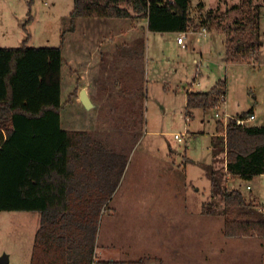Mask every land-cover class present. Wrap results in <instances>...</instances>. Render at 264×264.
Returning <instances> with one entry per match:
<instances>
[{
    "label": "rangeland",
    "instance_id": "374dc122",
    "mask_svg": "<svg viewBox=\"0 0 264 264\" xmlns=\"http://www.w3.org/2000/svg\"><path fill=\"white\" fill-rule=\"evenodd\" d=\"M30 1L0 0V47H18L26 38L28 47H60L64 57L61 128L92 132L116 156L112 180H118V185L100 214V235L94 245L100 254L97 257L142 260L143 264H264V237L224 236L223 202L210 193L204 169L212 161L214 169L225 171V155L211 157L208 135L217 120L216 113L221 117L220 111L225 107L222 104V108L218 105L207 111L196 108L191 119L185 117L184 110L185 89L191 84L194 91L206 90L223 79L231 109L247 111L253 107L256 118L247 125H264V0H253V4L263 6L257 57L226 64L222 60L225 35L213 26L205 25L212 29L206 41L200 40L199 35H188L183 47L176 44V37L172 42V34L146 33L137 43L139 53L138 47L134 50L136 42H132V49L121 46L116 50L123 66L120 71L113 67L109 80L111 84L124 79L129 82L121 84L119 97L109 95L107 99L102 67L106 57L80 63L82 59L74 54V49L86 44L84 50L94 51L102 35L112 36L123 30L116 25L117 20H72L73 0ZM202 1L206 9L218 3ZM225 3L218 13L240 0ZM201 11L193 9V23L199 24V17L203 18L209 10ZM239 14V10H231L226 23L239 18ZM70 37L73 51H68L77 61L72 68L67 64L66 52ZM87 64L91 65V78L90 88L86 89L88 81L83 82L82 77ZM130 85L134 92L128 95ZM86 91L95 107L85 103ZM70 97L74 99L72 103ZM230 119L233 118L224 119L223 125ZM175 134L182 135V140L177 141ZM224 186L239 190L248 201L254 199L255 205H264V175L250 181L232 177L224 180ZM210 203L214 212L204 213L203 205ZM39 220L38 212H0V257L8 255L9 264H29ZM179 253L186 255L179 259Z\"/></svg>",
    "mask_w": 264,
    "mask_h": 264
},
{
    "label": "trees",
    "instance_id": "16d2710c",
    "mask_svg": "<svg viewBox=\"0 0 264 264\" xmlns=\"http://www.w3.org/2000/svg\"><path fill=\"white\" fill-rule=\"evenodd\" d=\"M189 7L190 0H73L70 17L135 16L147 20L150 32L183 33L191 25ZM262 7L240 0L201 18L202 26L225 35L227 62L257 57ZM231 10H239L240 17L226 23ZM27 41L0 47V212L39 213L29 264H91L100 214L118 185L112 180L116 156L92 132L61 128L62 49L28 47ZM225 92V80L206 92L188 91L186 108L214 109ZM250 113L225 125L217 121L212 154L224 153L225 171L204 166L210 193L223 202L225 237H264V213L239 190L224 186L226 176L250 181L264 175V125L237 123ZM204 207V213L214 212L211 203ZM97 264L143 262L99 259Z\"/></svg>",
    "mask_w": 264,
    "mask_h": 264
},
{
    "label": "crops",
    "instance_id": "0c3cea01",
    "mask_svg": "<svg viewBox=\"0 0 264 264\" xmlns=\"http://www.w3.org/2000/svg\"><path fill=\"white\" fill-rule=\"evenodd\" d=\"M226 1L225 0H218V3L213 8H210V9H215L217 7H219L221 9V5L222 4L226 6V3H225ZM195 7L199 11H201V10H207V11L210 10V9H206L205 8L204 3H203L202 0L197 1V3H195V4H193L192 3V0H190L189 16H190V19H191V25H193L194 29L193 30H190L191 29L190 27H192V26H190L186 32H183V33H185V40L188 38V35H192V36L199 35L200 36V40L206 41L207 39H203L202 38V35H201L202 29L203 28H206V37H207V33H209V31H211L212 29H209V28L205 27V25L202 26L200 24L201 21H199V24L193 23L194 22L193 21V15L191 14V12L193 11V9ZM199 18L201 19L202 16H200ZM102 19H104V20H106V19H116L117 20V21H115L116 22V25H120V28L119 29L122 28L123 30H118L119 32L114 33L112 36L111 35H107L106 37H104L102 35V38H100V39H98L96 41V47H95V50L94 51L93 50L92 51L91 50L90 51L84 50L82 47L83 46H85L84 48L88 47V45H86V44L85 45L83 44L82 47H80V45L78 44L77 47L74 49V52H75L74 54L76 56H80L79 58L82 59L80 63H83V62L90 63L91 60H93V61H95V60L96 61L97 60L100 61V56L101 57H106V62H104L105 64L102 62V67L104 65V69H103L104 75L103 76L105 77V81H106L105 82V88H104V91H107L106 99H107V97L109 95H112V96L114 95L117 98V97H119V92L122 89L121 88V84L122 83H127L129 81L128 80H125V79L124 80H116V82H112V84H111V82L109 80V73L111 72V69L113 67H115L114 69L120 71V69L123 66L121 64V61H123V60H121V58H120L121 56H117L116 50L117 51L120 50L121 49V46H123V47H125V46L126 47L127 46L129 47L130 46L131 49H132V46H131L132 42H136V45L134 46V50H135V48L138 47V45H137L138 41L141 40L142 37L146 33L149 34L151 32L147 29V20L144 19V18L133 17V18H102ZM114 29H116V28H114ZM114 29H112V30H114ZM156 33H160V34H172V35H174L171 38L172 42H174L175 37H176V44L179 45V46H181V47L184 46V41H183V44H178L177 43V38L179 37V35L181 33H178V32H163V33L162 32H156ZM115 38H117V41L115 40ZM72 39H71V37L69 38V42H68L69 47L67 45L68 49L66 51L67 52V55H68V60H69V62H67V64H69V66H71V68H72L73 65H76V62H77L75 59L73 60V52L72 53L69 52L70 50H72ZM113 45H115V47H113ZM224 45H225V41H224ZM77 49H79V50H77ZM81 49H83L82 52H81ZM122 49H124V48H122ZM140 50H141V47H140ZM136 51L139 53V47L136 49ZM77 53H79V55ZM82 56H84V58H82ZM65 59H67V58H65ZM88 59H89L90 62L88 61ZM222 60L224 62H226V64H228V63H236V62H227L225 60V49H224V54H223ZM119 65H120V67H119ZM129 65H130V63H128L126 66L129 67ZM90 66L91 65L87 64L86 71L84 72V75L85 76L82 77V81L83 82H86L87 83V81H88V83L86 84V89L88 87L90 88V82H89V79L91 78V67ZM145 75H146V72H145ZM71 80H73V79H71ZM219 80H223V79H218L217 81H219ZM217 81H215L213 84H211L210 87H208L206 90H199V91H204V92L209 91L216 84ZM128 87H129V89L127 90V94L128 95H131L132 92H134V90H133V88H132L131 85L128 86ZM176 88L179 89L178 86ZM185 91H186V93L188 91H194L192 89V84L190 85V87L186 88ZM71 93L72 92L70 91V94L69 95H71ZM83 98H84L85 103H88V106L91 105L92 107H95L93 105V102H91V97H90L88 91H86V94L83 96ZM145 98H146V100L148 99V95L147 94H146V97ZM71 99L72 98L70 97V101H71L70 103H72L73 102L72 100H74V99H72V100ZM229 100L230 99H229V93H228V86L226 84V92H225V96H224V101L219 104V106H221L223 104V107H225V108L221 109V111H220V113L222 115L221 116L222 118L219 117V116L217 117V120L215 121V125H214V127L212 129V132L208 134L210 136L209 149L211 150V153H212V145H211V143H212L213 138L217 135L216 134V123H217V121H222L223 122L224 119L227 120L228 118H234V117H237V116L241 115L242 113H247V112H250V111L255 114V118H256V113H255L253 107L251 109L247 110V111H240V110H235L234 111V110L231 109V105H230L231 103H230ZM145 103H146V101H145ZM99 108H101V106H99ZM221 108H222V106H221ZM184 110H185V117L191 119L192 118V113H193L192 111L194 109H191V110L187 109L186 108V103H185ZM238 111H240V112H238ZM98 127L99 126H97V128ZM74 131H76V130H74ZM78 131H81V130H78ZM211 157L212 158L214 157L213 154H211ZM183 164H184V162H182L180 165H182L183 169H185V166H183ZM210 165H212V161H211V164ZM226 178L228 180L229 178H232V177L231 176H226ZM235 178H237V177H235ZM248 187L250 189V186H247V189H248ZM252 201L255 204L254 199ZM168 225L171 226L172 225V222H168ZM38 226H39V224H38ZM38 226H37V228H38ZM100 226H101V223H100ZM100 226H98L99 229L97 230L98 231L97 232V236L98 237L100 235ZM37 228H36V231H37ZM167 228H169V227L166 226V231H168ZM169 231H171V230H169ZM35 233L36 232H34V234ZM170 234L173 237L172 232H170ZM102 250H103V248H102ZM95 253L97 255H100L96 251H95ZM101 253L104 254L103 251ZM182 255H186V254L185 253H183V254L179 253V255H177L176 257H179V259L180 258L182 259ZM106 257L107 258L99 257V259L100 260H103V261H107V260L118 261V260H114L113 258H110L109 256H106ZM186 259L188 260L189 257L186 256ZM8 260H9V257H8ZM153 264H155V263H153Z\"/></svg>",
    "mask_w": 264,
    "mask_h": 264
},
{
    "label": "built area",
    "instance_id": "2783aa9c",
    "mask_svg": "<svg viewBox=\"0 0 264 264\" xmlns=\"http://www.w3.org/2000/svg\"><path fill=\"white\" fill-rule=\"evenodd\" d=\"M201 35H202V38L203 39H206V28H203L202 29ZM184 37H185V33H181L179 35V37L177 38V43L178 44H183ZM223 101H224V97L221 98L220 103H222ZM218 116L219 115L216 113V117H218ZM253 119H255V114L254 113H250L248 115V117H247L246 120H239V119H237V123L238 124H244V123H247L248 121L253 120ZM174 138L177 141H181L182 140V135L175 134L174 135ZM248 189H249V187H248ZM255 208H256L257 211L264 213V205H262V206L261 205H256ZM98 260H99V258L97 257V254L95 253L94 256H93V258H92L91 264H97L98 263Z\"/></svg>",
    "mask_w": 264,
    "mask_h": 264
},
{
    "label": "water",
    "instance_id": "95a60500",
    "mask_svg": "<svg viewBox=\"0 0 264 264\" xmlns=\"http://www.w3.org/2000/svg\"><path fill=\"white\" fill-rule=\"evenodd\" d=\"M0 264H9L8 256L6 254H3L0 257Z\"/></svg>",
    "mask_w": 264,
    "mask_h": 264
}]
</instances>
